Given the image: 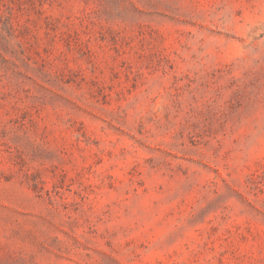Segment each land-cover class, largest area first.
Here are the masks:
<instances>
[{"label": "rangeland", "instance_id": "rangeland-1", "mask_svg": "<svg viewBox=\"0 0 264 264\" xmlns=\"http://www.w3.org/2000/svg\"><path fill=\"white\" fill-rule=\"evenodd\" d=\"M0 264H264V0H0Z\"/></svg>", "mask_w": 264, "mask_h": 264}]
</instances>
